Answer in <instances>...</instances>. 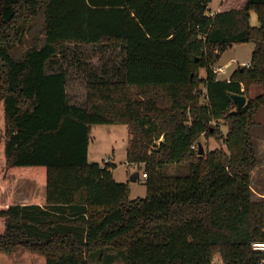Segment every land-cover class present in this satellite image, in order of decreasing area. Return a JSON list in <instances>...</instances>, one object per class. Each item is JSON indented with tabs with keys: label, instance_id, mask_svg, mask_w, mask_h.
Listing matches in <instances>:
<instances>
[{
	"label": "trees",
	"instance_id": "obj_1",
	"mask_svg": "<svg viewBox=\"0 0 264 264\" xmlns=\"http://www.w3.org/2000/svg\"><path fill=\"white\" fill-rule=\"evenodd\" d=\"M210 3L0 0V193L11 175L46 187L42 203L0 199V253L23 249L45 264H91L113 251L126 264L263 258L253 245L264 243V200H252L251 180L260 165L252 129L264 108V0H223L214 16ZM40 13L43 44L16 58ZM249 43L251 67L218 78L223 54ZM70 45L121 53L119 66L87 73L84 106L70 103L69 74L55 70ZM253 86L263 93L250 98ZM231 95L247 98L236 113ZM214 120L227 126L225 149L200 156L192 146L203 135L219 138ZM116 124L128 128L127 163L147 176L144 198L130 199L115 164L89 159L93 126Z\"/></svg>",
	"mask_w": 264,
	"mask_h": 264
},
{
	"label": "rangeland",
	"instance_id": "obj_2",
	"mask_svg": "<svg viewBox=\"0 0 264 264\" xmlns=\"http://www.w3.org/2000/svg\"><path fill=\"white\" fill-rule=\"evenodd\" d=\"M223 0H211L208 15L214 16ZM251 24L258 27L259 23L252 15ZM27 39L18 47L14 55L21 58L25 52L35 43L43 44L44 40V17L40 16L33 24V30L28 33ZM254 45L237 44L229 48L221 57L218 67H225L226 74L219 75L221 80H227L243 63H250ZM58 66L55 70H66L68 72L67 93L71 104L84 106L86 103L85 82L87 73H101L104 69L110 71L121 63V53L118 50L102 49L99 46H67L64 53L58 55L55 60ZM235 61V62H234ZM205 70L200 75L205 77ZM201 103L205 104V89L203 84L199 89ZM263 93V89L252 87L249 97L255 98ZM198 94V93H197ZM212 124L219 132V138L203 135L200 143L204 148V156L216 149H225L223 142L227 136V126L223 121L214 120ZM253 142L260 160V165L252 174L251 189L252 200L259 202L264 200V108L255 117V126L252 129ZM163 141V138L158 142ZM157 142V144H158ZM129 146L128 128L126 125L116 124L108 126H93L91 130V142L89 147V159L98 164L113 163L117 167L113 170L114 178L119 183L129 184L130 199L146 197L147 190L144 180V171L138 166L127 163V149ZM139 176V181L133 182L131 178ZM9 187L0 193L3 205L11 206L17 204L42 203L46 197V187L33 180L11 175L8 178ZM112 252L106 253L103 258H97L91 264H108L109 261H117L115 264H126L125 254L112 256ZM0 264H45L43 256L19 249L12 254L0 253ZM212 264H224L221 257L214 255Z\"/></svg>",
	"mask_w": 264,
	"mask_h": 264
},
{
	"label": "built area",
	"instance_id": "obj_3",
	"mask_svg": "<svg viewBox=\"0 0 264 264\" xmlns=\"http://www.w3.org/2000/svg\"><path fill=\"white\" fill-rule=\"evenodd\" d=\"M209 16H212V15H209ZM235 62V61H234ZM243 67H247V68H250L251 65L250 63H243L242 64ZM214 73L217 74V75H225L226 74V69L225 67H215L214 68ZM198 145H193L192 146V149H197ZM144 176V180L147 179V176L146 175H143ZM253 249L257 252H260L264 255V243H255L253 245ZM257 264H264V256L261 260L258 261Z\"/></svg>",
	"mask_w": 264,
	"mask_h": 264
},
{
	"label": "water",
	"instance_id": "obj_4",
	"mask_svg": "<svg viewBox=\"0 0 264 264\" xmlns=\"http://www.w3.org/2000/svg\"><path fill=\"white\" fill-rule=\"evenodd\" d=\"M232 100L234 101V103L236 104V110L233 113H236L237 111L243 109L245 107V105L247 104V98L245 96L242 95H231ZM199 147V153L198 155L200 156H204L205 152H204V148L202 143L198 144ZM131 180L133 182L137 181V176H133L131 178Z\"/></svg>",
	"mask_w": 264,
	"mask_h": 264
},
{
	"label": "crops",
	"instance_id": "obj_5",
	"mask_svg": "<svg viewBox=\"0 0 264 264\" xmlns=\"http://www.w3.org/2000/svg\"><path fill=\"white\" fill-rule=\"evenodd\" d=\"M253 14H255V13H253V12L251 13V18H252V15H253ZM255 16H256V14H255ZM251 18H250V21H251ZM256 18H257V16H256ZM252 26H253V25H252ZM22 205H24V204H22ZM108 254H109V253H108ZM110 254H112V256H116V255H118V253H117V252H114V251H113L112 253H110ZM116 262H117V261L112 262V263H110V264H115ZM97 264H98V263H97Z\"/></svg>",
	"mask_w": 264,
	"mask_h": 264
}]
</instances>
